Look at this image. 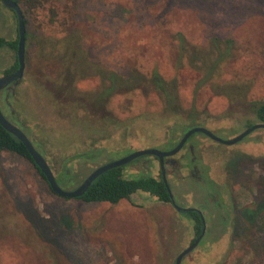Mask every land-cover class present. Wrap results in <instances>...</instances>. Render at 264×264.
I'll return each mask as SVG.
<instances>
[{
    "label": "rangeland",
    "instance_id": "rangeland-1",
    "mask_svg": "<svg viewBox=\"0 0 264 264\" xmlns=\"http://www.w3.org/2000/svg\"><path fill=\"white\" fill-rule=\"evenodd\" d=\"M65 5L75 6L68 22L82 36L91 62L122 75L156 69L165 80L175 77L183 107L192 101L195 74L185 64L175 67L174 33L198 48L213 38L221 43L231 40L221 80L249 84L248 97L264 100V0L45 3L53 10ZM46 13L37 11L27 18L22 80L7 99L10 107L0 92V109L4 118L23 129L55 175L65 168L75 177L58 185L72 190L97 166L126 156L127 148L163 145L172 120L161 111L154 94L144 96L138 91L112 95L92 111L88 102L99 89L96 78L76 82L75 92L67 93L73 99L57 97L52 85L32 67L37 50L34 36L40 35L38 24L46 20ZM48 32L54 36L52 30ZM15 37V17L0 4V38ZM14 55L7 47L0 48V76L10 68ZM194 105L190 118L217 130L221 139L239 133L240 125L252 117L242 107L230 109L224 97L211 95L206 87L199 89ZM210 148L213 157L226 153V184L229 189L233 186L235 211H256L264 200V130L254 131L236 147L211 143ZM97 150L116 152L70 160ZM181 202L194 203L190 197ZM193 238L194 232L169 205L147 194L116 204L61 198L50 192L29 161L0 152V264H173ZM180 264H264V211L252 225L246 222L244 230L205 231Z\"/></svg>",
    "mask_w": 264,
    "mask_h": 264
},
{
    "label": "trees",
    "instance_id": "trees-1",
    "mask_svg": "<svg viewBox=\"0 0 264 264\" xmlns=\"http://www.w3.org/2000/svg\"><path fill=\"white\" fill-rule=\"evenodd\" d=\"M21 11L24 25L30 15L35 16L37 11L44 13L47 18L39 22L42 29L40 35L34 36L36 46L35 59L32 60L34 72L40 79L49 82L57 97L72 98L67 93L75 92V83L79 80L96 78L99 89L94 92L88 102L92 111H97L104 106L107 99L112 95L125 94L138 91L144 96L154 94L159 102L161 111L167 118L174 120L171 130H184L194 122L190 118L191 113L196 111L194 101L200 88L206 87L211 95L222 96L230 109L244 108L251 114L256 123H264V100L250 99L248 97L249 84L241 86L234 83H225L221 80V65L231 53L232 41L223 40L222 43L213 38L204 46L198 48L186 42L180 33H174L175 40V67L185 64L194 74L195 83L192 90V101L188 107H183L178 95V82L175 77L169 80L163 79L156 69L147 73L137 70L128 72L127 75L106 69L91 62L82 43V36L77 34L71 27L70 20L75 14V6H61L53 10L47 9V0H11ZM54 32L52 37L48 30ZM76 33V34H75ZM16 40L6 41L0 38V48L7 47L15 53ZM17 67L16 57L7 73ZM221 80L223 83L212 84ZM67 90V91H66ZM88 96V95H87ZM182 116L185 121L180 123ZM0 152L15 154L27 161L30 158L24 146L12 135L0 127ZM33 166V164H32ZM34 167V166H33ZM51 169V167H49ZM36 172L38 170L34 167ZM122 168H113L96 177L76 200L83 203H108L116 204L120 200H130L137 193H146L154 197L160 203L168 202V196L163 184L150 175L137 173L133 176L124 175ZM44 180L42 175L38 172ZM56 180V179H55ZM56 182H58L56 180ZM58 184V183H57ZM264 211V200L256 206V211L250 214L248 223L252 225L257 214ZM197 233V232H195Z\"/></svg>",
    "mask_w": 264,
    "mask_h": 264
},
{
    "label": "flooded vegetation",
    "instance_id": "flooded-vegetation-1",
    "mask_svg": "<svg viewBox=\"0 0 264 264\" xmlns=\"http://www.w3.org/2000/svg\"><path fill=\"white\" fill-rule=\"evenodd\" d=\"M8 70L4 71L3 75H1L0 77L11 74L16 69L7 73ZM21 80L22 78L16 82L20 83ZM19 83L15 85L10 83L5 88L0 90L1 94L3 95V100L6 106L10 107V104L7 99L13 94L16 86ZM0 112H1V109H0ZM9 112H10V115H12L13 111L11 109ZM6 120L10 122L12 125H14V123H12L10 119H6ZM179 121L180 123H182L185 120H179ZM172 124H175L174 120H172L170 127L167 129L166 138H165V142L163 143V145L157 146V147L156 146L155 147H143L142 149L127 148L126 151H128V154H130L137 150L150 149V148H153V149H156L162 152L172 150L177 145V143L180 141L182 136L188 130L192 128H196V127L206 129L207 131H209L212 135H214L217 138H219L217 135H221L219 132H217V130L208 128L202 125L198 120H194V122L190 124V126H188L184 130L179 129V130H174L173 132L171 130ZM255 124H264V123H256L254 118L251 117V119L244 121L240 125V127L242 128L239 127L241 129L239 133H237L234 136H230L229 138H226V139H223V138L222 139L219 138V139L223 141L231 140L232 138L236 137L237 135H239L240 133H242L243 131H245L246 129L250 128L251 126ZM19 129L26 136L23 129H21L20 127ZM235 130L237 131V129L235 128L234 130H232V133ZM256 130H264V129L260 128ZM256 130L251 131L246 136H244L240 141L232 145H226V144L217 142L202 133H193L186 138V140L184 141L180 149L174 155L169 156V157H163L161 170H160L159 162L157 158L152 157V156H142V157L136 158L132 160L131 162L121 166V168L123 169L122 172L124 173V175H128V176H133L134 174H137V173L146 174V175L148 174L152 176L153 178H155L156 180H159L163 184L164 188H165V185H164V182H165V184L167 185L169 189L170 197L166 191L167 196H168V202L162 203V204L169 205L176 212V214L179 215V217H181L185 221L186 226L189 227L190 230L194 232V238L191 241V243L198 236L201 235L199 239L200 241L205 231L207 230H217V231L218 230L227 231V230H235V229L244 230L246 226V222H248L250 214L252 212L250 210H247L246 208L238 212L235 211V202L231 194L232 193L231 188L233 186L230 187L229 189V187L226 184V169H227L226 168V153L224 152L222 153L221 156L213 157L211 154L212 150L210 148V145L211 143L213 144L215 143V144L226 146L227 149L230 147H234V146L236 147L246 142L252 136V133ZM176 133L180 135L179 138L175 137ZM26 138L28 139L27 136ZM194 138H196V141H192ZM255 139L256 137L251 139V141ZM30 143L32 144L33 148L37 152H39L36 145H34L32 141H30ZM206 148L208 149L206 152L207 154H204L203 150H205ZM111 152H116V150L111 151ZM111 152L99 150L95 154H89V155L88 154H85V155L76 154L74 157H71L70 160L76 159L79 157H84V158H92L94 156L100 157L101 154H108ZM39 154L44 158L42 153L39 152ZM240 154L245 155L244 152H240ZM44 160L46 161L45 158ZM153 168H155L154 174H152L151 172ZM53 175H54V178L58 181L57 182L58 185L60 183H63V181L64 182L69 181L70 178H75V177L69 176L67 173V169L65 168H61V170L58 172V175H55V173H53ZM83 180L84 179H82L76 185V187ZM76 181L77 180L74 179V181H71L69 185L75 183ZM65 191H70V190H65ZM137 194H141V193H137ZM189 197L193 199L194 203L190 204L189 206H184L183 202L181 201L182 200L185 201ZM175 207H177L178 209H176ZM200 217L202 218V221ZM201 231H203L202 234H201Z\"/></svg>",
    "mask_w": 264,
    "mask_h": 264
},
{
    "label": "water",
    "instance_id": "water-1",
    "mask_svg": "<svg viewBox=\"0 0 264 264\" xmlns=\"http://www.w3.org/2000/svg\"><path fill=\"white\" fill-rule=\"evenodd\" d=\"M0 4L7 10L11 11L15 17L16 22V49H15V57H16V63L17 67L16 70L8 75H4L0 77V90L5 88L7 85L12 83L13 85L19 83L16 81H19L22 78L23 70H24V25L22 20V14L18 6L11 0H0ZM0 127L7 132L8 134L12 135L14 138H16L25 148L30 161L32 162L33 166L38 170V172L42 175L44 178L45 183L47 184L49 190L51 193L61 197V198H67V199H77L79 198L85 190L88 188L90 183L98 177L100 174L106 172L107 170L121 167L132 160L142 157V156H152L157 158L159 162L160 170L162 168V159L163 157H169L174 155L182 146L186 138L193 134V133H202L204 135H207L211 139L226 144V145H232L238 141H240L244 136H246L248 133H250L253 130L256 129H264V124H255L251 126L250 128L246 129L236 137L232 138L231 140L223 141L214 135H212L209 131H207L204 128L196 127L188 130L180 139V141L177 143V145L169 151L162 152L153 148L150 149H143V150H137L134 151L127 156H124L120 159L108 162L104 165H101L97 168H95L90 174H88L84 180L73 190L65 191L62 190L55 178L54 175L49 168L47 162L44 160V158L37 152L30 141L26 138V136L22 133V131L17 128L16 126L12 125L10 122H8L3 115L0 112ZM164 182V181H163ZM166 191L170 197L169 189L167 185L165 184ZM178 209L177 207H175ZM201 218V217H200ZM202 221V218H201ZM203 231H201V234ZM201 236V235H200ZM200 236H198L189 246H187L185 249H183L174 259L173 264H180L181 259L187 255L198 243Z\"/></svg>",
    "mask_w": 264,
    "mask_h": 264
}]
</instances>
